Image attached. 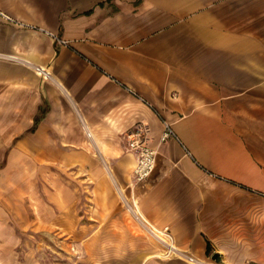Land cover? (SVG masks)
Returning <instances> with one entry per match:
<instances>
[{"label": "crops", "instance_id": "crops-1", "mask_svg": "<svg viewBox=\"0 0 264 264\" xmlns=\"http://www.w3.org/2000/svg\"><path fill=\"white\" fill-rule=\"evenodd\" d=\"M0 264H264V0H0Z\"/></svg>", "mask_w": 264, "mask_h": 264}, {"label": "built area", "instance_id": "built-area-1", "mask_svg": "<svg viewBox=\"0 0 264 264\" xmlns=\"http://www.w3.org/2000/svg\"><path fill=\"white\" fill-rule=\"evenodd\" d=\"M36 71L43 77L49 76L48 72L44 68L36 67ZM86 136L89 139L92 138L91 133L87 130ZM171 136H174L171 126L167 123H164L160 140L165 141ZM126 137L127 149L135 157L132 181L133 183L145 181L152 175L155 169L156 151L148 145L144 130L141 127H134L128 131ZM147 231L162 246L163 250L160 254L161 257H174L179 253V250L176 248L173 242V237L168 227L163 229L149 227ZM188 260L193 261V258L188 256Z\"/></svg>", "mask_w": 264, "mask_h": 264}, {"label": "water", "instance_id": "water-1", "mask_svg": "<svg viewBox=\"0 0 264 264\" xmlns=\"http://www.w3.org/2000/svg\"><path fill=\"white\" fill-rule=\"evenodd\" d=\"M216 257V255H213V258H215Z\"/></svg>", "mask_w": 264, "mask_h": 264}, {"label": "trees", "instance_id": "trees-1", "mask_svg": "<svg viewBox=\"0 0 264 264\" xmlns=\"http://www.w3.org/2000/svg\"><path fill=\"white\" fill-rule=\"evenodd\" d=\"M209 252V251H208Z\"/></svg>", "mask_w": 264, "mask_h": 264}]
</instances>
